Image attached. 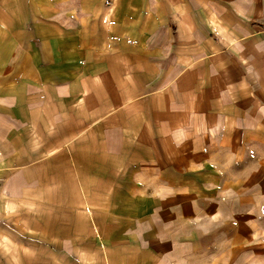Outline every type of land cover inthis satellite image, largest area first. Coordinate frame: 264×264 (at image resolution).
I'll use <instances>...</instances> for the list:
<instances>
[{
    "label": "crops",
    "instance_id": "1",
    "mask_svg": "<svg viewBox=\"0 0 264 264\" xmlns=\"http://www.w3.org/2000/svg\"><path fill=\"white\" fill-rule=\"evenodd\" d=\"M81 4L43 24L16 9L33 30L14 25L12 47L1 24L0 162L8 86L32 100L43 91L48 102L22 109L57 122L49 158L80 174L97 255L264 264V0Z\"/></svg>",
    "mask_w": 264,
    "mask_h": 264
},
{
    "label": "rangeland",
    "instance_id": "2",
    "mask_svg": "<svg viewBox=\"0 0 264 264\" xmlns=\"http://www.w3.org/2000/svg\"><path fill=\"white\" fill-rule=\"evenodd\" d=\"M113 2L0 0V29L1 24L4 30L6 24L9 25L12 47L14 25L20 24L22 29L27 25L26 31L33 30L32 22L23 23L20 20L21 14H14L16 9L24 13L25 19L35 11L44 13L46 19L42 17L43 24L45 20L48 22L54 11L64 14L66 4L80 8L81 3H84L95 9L100 7L111 11ZM32 44L39 46L40 41L34 39ZM18 90L15 82L8 86V153L7 159L0 162V264H120L119 256L112 259L102 253L96 254L98 249L105 246L103 239L98 240L97 237L96 208L94 217H91L83 211L86 207L81 206L85 192L78 190L80 174H65L60 167L64 166V160L49 158L52 140L59 134L57 122L54 119L49 121V112L43 107L36 120L31 115L32 111L22 109L29 102H36V97L40 98L43 106L44 102L49 101V96L41 91L32 100L30 94L15 93ZM20 118L25 120L23 125L22 120L19 124ZM49 167L55 173H50ZM56 170L62 174L56 173ZM82 222H85L83 226ZM65 229L67 240H61L60 243L59 236L64 235Z\"/></svg>",
    "mask_w": 264,
    "mask_h": 264
}]
</instances>
